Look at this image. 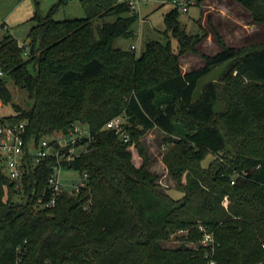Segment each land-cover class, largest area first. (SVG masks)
<instances>
[{
  "label": "trees",
  "instance_id": "16d2710c",
  "mask_svg": "<svg viewBox=\"0 0 264 264\" xmlns=\"http://www.w3.org/2000/svg\"><path fill=\"white\" fill-rule=\"evenodd\" d=\"M66 1L45 16L35 11L26 49L11 36L0 40V100L10 99L9 78L32 101L4 117L25 123L26 142L85 128L83 150L66 168L86 184L47 209L36 200L52 161L29 169L20 190L0 173V264H264V45L224 46L213 31L219 52L199 54L203 66L182 72L179 58L201 37L186 33L176 9L163 17L176 51L147 41L135 55L113 47L132 36L138 19L124 2L79 0L84 18L54 20ZM233 1L264 25V0ZM222 64L219 80L193 98L200 78ZM116 117L127 142L104 129ZM152 129L171 145L161 162L181 193L176 200L158 190L140 146ZM130 145L142 158L138 167ZM200 228L212 235L210 246L201 245ZM176 233L178 246L161 245Z\"/></svg>",
  "mask_w": 264,
  "mask_h": 264
},
{
  "label": "rangeland",
  "instance_id": "374dc122",
  "mask_svg": "<svg viewBox=\"0 0 264 264\" xmlns=\"http://www.w3.org/2000/svg\"><path fill=\"white\" fill-rule=\"evenodd\" d=\"M191 1L196 6H189L186 13L179 12L178 22L184 26L186 33L198 34L201 40L195 46V52H187L179 58V66L182 72L203 66L204 63L199 54L213 56L219 52L221 47L214 37L213 31L220 36V41L224 46L248 49L251 46L264 45V25L254 24L248 11L241 6L233 4L231 1L223 6L222 0ZM55 2L57 0H0V40L4 36H11L18 43L26 44L27 32L32 25L29 19L35 11H38L40 16H45ZM198 6L204 8L201 16ZM172 9L173 7L166 0H145L140 4L138 19L130 26L132 36L116 38L113 47L129 50L131 46H134L135 55H140L147 41H157L161 44L169 42L171 49L176 51L177 41L170 34L166 33L165 35L163 21L164 15ZM84 17L85 14L79 0H67L65 5L52 16L54 20L81 19ZM112 20V17L105 19L108 22ZM195 20L196 22H194ZM100 24V19L93 21L94 27ZM225 68V64H222L200 78L194 89L193 98L197 96L204 83L218 81ZM28 70L32 71L30 67ZM6 88L10 99L6 104H2L0 100V116H15L16 112L13 106L24 110L31 108L32 101L28 99L25 90L15 86L9 78H6ZM216 110H220L219 104L216 105ZM165 139L166 136L163 133L152 129L140 137L139 143L149 158V171L157 176L158 190L167 193L176 200L181 197V193L176 190V183L168 176L161 162L163 154L171 147ZM212 158V155H207L202 167H207ZM141 161L142 158L138 150L133 147V164L138 167ZM220 161L223 162L222 159ZM64 177L68 178L66 183H69V180L78 178V173L68 171L64 173ZM180 235V233H176L170 236L169 240L162 242L161 245L166 248L178 246L180 242L177 237Z\"/></svg>",
  "mask_w": 264,
  "mask_h": 264
},
{
  "label": "built area",
  "instance_id": "2783aa9c",
  "mask_svg": "<svg viewBox=\"0 0 264 264\" xmlns=\"http://www.w3.org/2000/svg\"><path fill=\"white\" fill-rule=\"evenodd\" d=\"M119 1L124 2L130 13L137 17L140 4L145 2V0ZM166 2L180 13H186L188 7L193 6L192 1L187 0H166ZM25 46V44L20 45L23 49H26ZM130 50L135 51V47L131 46ZM3 76L4 72L0 67V78ZM104 129L112 131L124 142L129 139L122 128L121 117L106 122ZM85 135H87L85 128L77 125L65 134L54 133L33 144L24 139L25 123L23 121L14 122L0 116V173L13 185L14 190H20L29 169L44 161H52V170L47 175L45 187L36 200L39 207L52 209L62 193L66 192L69 196H75L85 187L86 177L83 174L78 173V178L69 180V183H66L68 178L64 177V173L70 171L66 168V164L81 154L83 148L79 142ZM133 147V145L128 146L131 155ZM233 183L231 179L230 184ZM200 230L203 232L201 245L210 246L213 242L212 235L204 232L202 228ZM19 263L18 259L15 264ZM208 264H214V262L209 261Z\"/></svg>",
  "mask_w": 264,
  "mask_h": 264
},
{
  "label": "crops",
  "instance_id": "0c3cea01",
  "mask_svg": "<svg viewBox=\"0 0 264 264\" xmlns=\"http://www.w3.org/2000/svg\"><path fill=\"white\" fill-rule=\"evenodd\" d=\"M204 1H205V2H206V1H207V2H210L209 0H204ZM230 1L233 2V4L238 5V4L235 3L233 0H222V5H223V6H226V4H227L228 2H230ZM194 6H196V5H194ZM238 6H239V5H238ZM198 8H199L200 16H201V14H202L204 8H203V6H198ZM200 16H199V17H200ZM199 17H198V18H199ZM194 22H196V20H195ZM18 44H19V46L22 45V44H20V43H18ZM187 71H190V70H187ZM187 71H183V72H187Z\"/></svg>",
  "mask_w": 264,
  "mask_h": 264
}]
</instances>
